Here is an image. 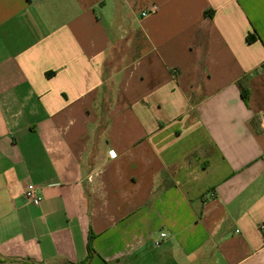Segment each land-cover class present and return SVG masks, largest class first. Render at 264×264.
Wrapping results in <instances>:
<instances>
[{
  "label": "crops",
  "instance_id": "obj_1",
  "mask_svg": "<svg viewBox=\"0 0 264 264\" xmlns=\"http://www.w3.org/2000/svg\"><path fill=\"white\" fill-rule=\"evenodd\" d=\"M0 198L1 261L264 264V0H0Z\"/></svg>",
  "mask_w": 264,
  "mask_h": 264
},
{
  "label": "built area",
  "instance_id": "obj_2",
  "mask_svg": "<svg viewBox=\"0 0 264 264\" xmlns=\"http://www.w3.org/2000/svg\"><path fill=\"white\" fill-rule=\"evenodd\" d=\"M147 15H148V12L143 13V16H147ZM24 196L29 204H33L36 206L40 205L43 200L42 196H40L38 193L37 186L33 184L28 185V187L26 188L24 192ZM161 236L165 237L166 234H161Z\"/></svg>",
  "mask_w": 264,
  "mask_h": 264
},
{
  "label": "rangeland",
  "instance_id": "obj_3",
  "mask_svg": "<svg viewBox=\"0 0 264 264\" xmlns=\"http://www.w3.org/2000/svg\"><path fill=\"white\" fill-rule=\"evenodd\" d=\"M3 198H0V202H3ZM4 209H2V211H3ZM4 212V211H3ZM6 216H3V217H1V219L2 220H0V225H3L4 223H6L5 221H4V218H5ZM0 264H30V263H26V262H20V261H1L0 260Z\"/></svg>",
  "mask_w": 264,
  "mask_h": 264
},
{
  "label": "trees",
  "instance_id": "obj_4",
  "mask_svg": "<svg viewBox=\"0 0 264 264\" xmlns=\"http://www.w3.org/2000/svg\"><path fill=\"white\" fill-rule=\"evenodd\" d=\"M253 40H255V37L250 35L248 37V42H252ZM247 97V96H246ZM94 238L93 235L90 236V242H89V256H88V260L90 259L92 253H93V250H92V247H91V242H92V239Z\"/></svg>",
  "mask_w": 264,
  "mask_h": 264
}]
</instances>
